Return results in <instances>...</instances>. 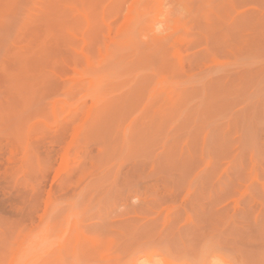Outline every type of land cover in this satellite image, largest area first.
Listing matches in <instances>:
<instances>
[{
  "label": "rangeland",
  "instance_id": "rangeland-1",
  "mask_svg": "<svg viewBox=\"0 0 264 264\" xmlns=\"http://www.w3.org/2000/svg\"><path fill=\"white\" fill-rule=\"evenodd\" d=\"M0 264H264V0H0Z\"/></svg>",
  "mask_w": 264,
  "mask_h": 264
}]
</instances>
